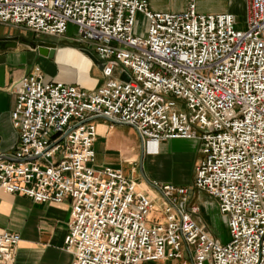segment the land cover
I'll return each mask as SVG.
<instances>
[{"label":"built area","instance_id":"obj_1","mask_svg":"<svg viewBox=\"0 0 264 264\" xmlns=\"http://www.w3.org/2000/svg\"><path fill=\"white\" fill-rule=\"evenodd\" d=\"M65 24L99 63V82L82 91L41 81L33 67L10 82L0 193L66 199V264H264V0H242L239 29L225 13H193L191 0L174 13L147 12L142 0H0V25L56 37ZM93 117L129 127L141 152L194 141L190 187L212 203L225 241L191 221L179 187H156L161 221L143 225L149 201L131 181L88 167ZM14 242L0 230V264Z\"/></svg>","mask_w":264,"mask_h":264},{"label":"crops","instance_id":"obj_2","mask_svg":"<svg viewBox=\"0 0 264 264\" xmlns=\"http://www.w3.org/2000/svg\"><path fill=\"white\" fill-rule=\"evenodd\" d=\"M142 3L144 10L150 13H174L184 8L185 0H142ZM191 9L193 13L199 15L225 13L231 20L235 13L242 14V0H191ZM4 26L6 25H0V39L4 40L0 41L1 161L8 160L13 144V133L6 121V114L11 105L8 86L12 80L33 67L41 81L64 83L82 91L91 90L99 82L96 70L77 52L76 45L55 47L50 44V55L48 59H44L34 55L26 41L10 37L6 29L10 26ZM10 28L22 31L16 27ZM35 41L43 42L38 39H34ZM6 42H11V45L2 47ZM62 57L67 59L64 65H68L67 62L80 61L84 77L77 81L72 74L73 70H61L59 59ZM88 122L91 125L88 167L113 169L131 181L134 189L149 201V210L144 214L142 224L159 223L162 199L156 187L174 188L186 181L190 186V169L196 158L195 142L180 139L163 140L154 144L152 152H141L137 149V140L129 127L97 117L88 119ZM121 128L124 131L123 135L119 132ZM191 191L194 193V199L199 200L195 204L186 205L184 202L183 205L194 207V213L189 216L191 221L199 226L207 237L212 238L213 232L206 223L202 211L203 203L209 204L210 201L202 193L192 188ZM163 197L170 198L171 194L166 192ZM65 207V198H61L56 204L31 203L20 196L0 193V230L15 237L8 264H66L68 254L60 249ZM184 260L181 257L174 261L186 264ZM165 261L169 260L139 264Z\"/></svg>","mask_w":264,"mask_h":264},{"label":"rangeland","instance_id":"obj_3","mask_svg":"<svg viewBox=\"0 0 264 264\" xmlns=\"http://www.w3.org/2000/svg\"><path fill=\"white\" fill-rule=\"evenodd\" d=\"M240 19H241V13L237 12L235 13L232 17H231V27L233 29H239L240 28ZM133 29H134V33H136V31L138 30L139 34L141 32V23L138 22L135 18H133ZM7 27V26H4ZM1 28V27H0ZM8 33L10 34V37L13 38H19L21 40H24L28 43V46L31 47L32 43L34 42V39H38L43 41L44 43H49L54 45L55 47H60L61 45H76L72 42V30L71 27L69 25H64L62 32L59 34V36L57 37H49V36H41L38 34H31V33H27L24 31H18L14 28H10L7 27L6 28ZM66 60L64 57H62L61 59H59V65H61V70L64 69V71H66L67 69H71L73 70L72 74L73 76L76 78L75 80H79L81 78L84 77L83 75V66L81 65L82 63L80 61H71L67 62L68 65H64L66 63ZM89 66H91V64H89ZM92 67V66H91ZM109 75L112 76L114 75L112 73V71L109 72ZM85 77H87V74L85 73ZM174 106L177 107V105H179V102L177 100H172ZM180 110V108H179ZM122 130L119 131L120 134H124L123 128H121ZM179 188H182L185 191V197L184 198V202H186V205H190L191 203L195 204L197 200L194 199V193L193 191H191V187L188 184V181L183 182L182 184L178 185ZM198 203V202H197ZM192 206V205H191ZM203 215H204V219L206 220V223L208 224L209 228L211 229V231L213 232V237L212 239H214L217 243H223L225 241V233H224V229L223 226L221 224V220L220 218L216 215L212 203L210 202L209 204L203 203ZM184 262H186V260H184ZM149 264H178V261H174V260H169V261H165V262H154V263H149Z\"/></svg>","mask_w":264,"mask_h":264},{"label":"water","instance_id":"obj_4","mask_svg":"<svg viewBox=\"0 0 264 264\" xmlns=\"http://www.w3.org/2000/svg\"><path fill=\"white\" fill-rule=\"evenodd\" d=\"M0 41H4L3 39H0ZM11 42H6V44H2V47L4 46H10ZM31 51L33 52L34 55L42 57L44 59H48L51 51V45L44 43V42H38L35 41L32 43L31 46ZM77 52L87 60L89 64L96 70L97 67L99 66L98 62L93 61L85 52L81 50H77ZM123 80V78H121ZM137 149L139 150V146L137 145Z\"/></svg>","mask_w":264,"mask_h":264}]
</instances>
